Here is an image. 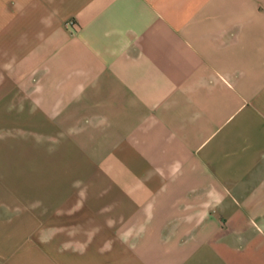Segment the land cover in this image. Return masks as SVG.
<instances>
[{
	"label": "crops",
	"instance_id": "1",
	"mask_svg": "<svg viewBox=\"0 0 264 264\" xmlns=\"http://www.w3.org/2000/svg\"><path fill=\"white\" fill-rule=\"evenodd\" d=\"M23 210L63 264H264V0H0Z\"/></svg>",
	"mask_w": 264,
	"mask_h": 264
},
{
	"label": "rangeland",
	"instance_id": "2",
	"mask_svg": "<svg viewBox=\"0 0 264 264\" xmlns=\"http://www.w3.org/2000/svg\"><path fill=\"white\" fill-rule=\"evenodd\" d=\"M11 214L0 218V264H63L68 251L62 243L52 242L59 234L47 232L42 225L45 219L31 218L28 210H23L22 217ZM231 258V264H251L255 255L247 250L241 255L233 252Z\"/></svg>",
	"mask_w": 264,
	"mask_h": 264
}]
</instances>
